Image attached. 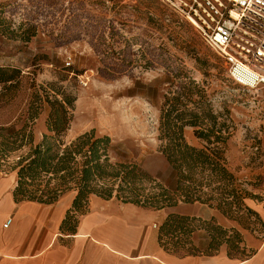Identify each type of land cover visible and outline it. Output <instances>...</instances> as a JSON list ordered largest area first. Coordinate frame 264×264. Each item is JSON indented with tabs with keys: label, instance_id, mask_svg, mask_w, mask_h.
I'll use <instances>...</instances> for the list:
<instances>
[{
	"label": "rangeland",
	"instance_id": "1",
	"mask_svg": "<svg viewBox=\"0 0 264 264\" xmlns=\"http://www.w3.org/2000/svg\"><path fill=\"white\" fill-rule=\"evenodd\" d=\"M0 68L17 72L13 81L0 83V144L10 127L21 132L31 126L26 114L32 95L45 106L32 127L35 144L47 133L45 96L68 98L74 104L66 144L95 130L111 138L112 161L138 164L164 182L170 175L159 152V126L166 97L204 90L203 107L230 126L222 146L241 188L252 195L244 203L264 205V88L235 84L197 29L161 0H0ZM185 138L192 146L212 147L194 127L185 128ZM12 148L0 146V173H15L18 180V163L29 148L21 141ZM248 208L235 219L224 216L231 221L222 226L224 238L262 233L255 208ZM209 243V233L200 229L185 247L206 254ZM250 253L242 244L232 257Z\"/></svg>",
	"mask_w": 264,
	"mask_h": 264
},
{
	"label": "trees",
	"instance_id": "2",
	"mask_svg": "<svg viewBox=\"0 0 264 264\" xmlns=\"http://www.w3.org/2000/svg\"><path fill=\"white\" fill-rule=\"evenodd\" d=\"M16 73L0 68V83L13 81ZM194 96L199 101H194ZM45 97L49 110L47 133L42 142L35 144L32 131L45 108L44 103L38 105L42 98L36 94L32 95L26 114L31 126L27 125L21 132L10 127L7 129L8 138L0 146L12 150L21 141L29 148L18 163V183L14 190L16 202L50 205L67 192L76 193L73 207L62 224V232H75L79 217L88 212L90 198L94 195L153 210L176 207L181 202L208 204L230 219H235L234 214L238 211L249 209L244 200L252 195L241 188L228 166L222 146L231 136L230 126L218 122L212 111L203 107L204 90L189 88L173 98L166 97L159 126V152L169 165L167 182L152 178L138 164L112 161L111 138L98 136L95 130L66 144L63 136L73 120V100H50L48 94ZM191 103L194 107H189ZM188 126L196 128L198 138L212 147L190 145L185 138ZM214 222L215 219L204 221L172 214L160 228L161 245L175 255L180 251H185L186 256L193 255L191 251L196 249L186 248L185 241L198 230L206 229L210 236L206 254H214L226 245L228 254L233 256L244 240L240 237L234 240L224 238L225 228Z\"/></svg>",
	"mask_w": 264,
	"mask_h": 264
},
{
	"label": "crops",
	"instance_id": "3",
	"mask_svg": "<svg viewBox=\"0 0 264 264\" xmlns=\"http://www.w3.org/2000/svg\"><path fill=\"white\" fill-rule=\"evenodd\" d=\"M15 173H0V264H264V205L255 208L262 233H248L244 247L248 257L230 256L224 245L214 254L178 256L160 242V228L172 214L231 221L200 203H180L163 210L143 208L114 198L92 196L89 210L79 217L74 233H64L62 224L72 209L76 193L67 192L54 204L16 202ZM11 220V225L5 224Z\"/></svg>",
	"mask_w": 264,
	"mask_h": 264
},
{
	"label": "built area",
	"instance_id": "4",
	"mask_svg": "<svg viewBox=\"0 0 264 264\" xmlns=\"http://www.w3.org/2000/svg\"><path fill=\"white\" fill-rule=\"evenodd\" d=\"M161 1L197 29L224 61L235 84L264 88V0Z\"/></svg>",
	"mask_w": 264,
	"mask_h": 264
}]
</instances>
